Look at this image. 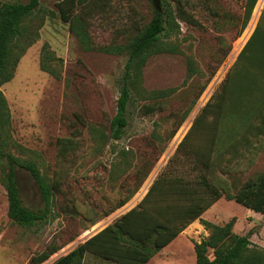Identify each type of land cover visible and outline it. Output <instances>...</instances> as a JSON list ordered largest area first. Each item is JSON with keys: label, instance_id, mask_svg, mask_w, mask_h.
<instances>
[{"label": "rangeland", "instance_id": "obj_1", "mask_svg": "<svg viewBox=\"0 0 264 264\" xmlns=\"http://www.w3.org/2000/svg\"><path fill=\"white\" fill-rule=\"evenodd\" d=\"M58 1H41L43 12L36 14L42 18L38 19L39 36L20 57L12 79L1 86L15 141L58 189L53 192L46 219L24 227L7 216L8 200L0 180V264H31V257L49 244L60 245L40 263L51 264L139 203L161 173L171 169V173L185 178L195 175L188 157L183 152L176 154V149L196 115L219 91L264 13V0H258L241 30L243 0H184L200 26L180 21L178 34L166 39L176 43L179 52L155 54L142 69L146 90L175 88V92L162 100V110L148 115L139 110L145 101L130 103L128 125L122 138L114 140L109 137L110 123L116 112L126 53L84 49L68 23L60 19ZM109 3L105 11L89 19L88 34L97 46H125L135 35L134 22L147 23L154 5L151 0ZM44 44L61 59L54 65L57 76L40 67ZM190 57L198 72L188 78ZM68 138L74 141L75 149L62 158L56 142ZM231 166V172L222 176L235 186L262 173L264 134L252 139L250 149L234 158ZM18 180L23 204L33 210L44 209L39 189L29 175L19 173ZM128 195L131 198L118 207ZM201 218L218 225L233 218L234 233H250L251 242L264 248L263 216L234 200L219 198ZM208 233L196 219L146 264H195L193 243ZM84 264L112 263L87 255Z\"/></svg>", "mask_w": 264, "mask_h": 264}, {"label": "trees", "instance_id": "obj_2", "mask_svg": "<svg viewBox=\"0 0 264 264\" xmlns=\"http://www.w3.org/2000/svg\"><path fill=\"white\" fill-rule=\"evenodd\" d=\"M42 0L0 1V180L5 187L7 216L18 225L32 227L51 212L55 181L50 182L38 163L26 149L17 144L11 129V116L1 86L12 79L15 67L24 51L38 36L43 12ZM110 0H59L58 15L86 50L104 53H126L124 71L119 82L116 112L110 123L109 137L118 140L128 125V106L139 100L143 115L164 108L162 100L175 88L146 90L142 86V69L149 57L160 53H177L179 46L166 39L178 34L180 21L193 26L200 22L190 13L184 0H161V9H153L151 19L134 22L135 35L125 45L93 44L88 34L89 19L105 11ZM258 0H243L241 30L247 25ZM42 16V15H41ZM35 24H37L35 26ZM61 61L44 44L40 67L54 76V65ZM198 72L190 57L187 77ZM264 134V13L248 40L229 68L218 92L202 107L179 143L176 154L188 157L192 177L185 178L166 170L156 177L148 191L134 207L100 231L79 243L51 264H84L91 255L112 264H146L156 253L171 243L190 223L199 219L208 235L193 243L195 264H264V248L254 245L250 233L233 232L235 220L223 225L213 224L201 215L215 201L224 197L260 213L264 218V171L238 186L228 184L222 175L231 172L234 158H239L252 146V139ZM58 154L75 149L71 138L57 139ZM18 152V153H17ZM24 155V157H20ZM174 157L169 160L171 165ZM25 173L39 189L45 204L33 210L23 204L18 175ZM131 195L119 201L124 205ZM61 248L49 244L34 254L31 264H40Z\"/></svg>", "mask_w": 264, "mask_h": 264}, {"label": "water", "instance_id": "obj_3", "mask_svg": "<svg viewBox=\"0 0 264 264\" xmlns=\"http://www.w3.org/2000/svg\"><path fill=\"white\" fill-rule=\"evenodd\" d=\"M153 5H154V8L157 9V10H160L161 9V5H160V0H151Z\"/></svg>", "mask_w": 264, "mask_h": 264}, {"label": "crops", "instance_id": "obj_4", "mask_svg": "<svg viewBox=\"0 0 264 264\" xmlns=\"http://www.w3.org/2000/svg\"><path fill=\"white\" fill-rule=\"evenodd\" d=\"M248 40V39H247ZM246 43V42H245ZM134 203V201H132V202H130V203H128V206H127V208L126 209H128L132 204ZM125 209V210H126ZM177 238V237H176Z\"/></svg>", "mask_w": 264, "mask_h": 264}]
</instances>
